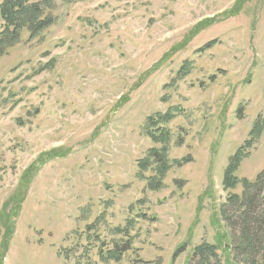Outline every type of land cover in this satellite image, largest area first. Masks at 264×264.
<instances>
[{
  "label": "rangeland",
  "instance_id": "374dc122",
  "mask_svg": "<svg viewBox=\"0 0 264 264\" xmlns=\"http://www.w3.org/2000/svg\"><path fill=\"white\" fill-rule=\"evenodd\" d=\"M236 1L55 0L54 24L22 30L0 56L2 264H197L202 243L221 264L224 245L237 264L262 260L264 227L258 249L234 246L245 197L264 219V189L224 184L240 147L239 179L264 169V130L246 144L264 120V0ZM168 110L169 139L155 141L147 119ZM164 145L155 190L139 161Z\"/></svg>",
  "mask_w": 264,
  "mask_h": 264
},
{
  "label": "trees",
  "instance_id": "16d2710c",
  "mask_svg": "<svg viewBox=\"0 0 264 264\" xmlns=\"http://www.w3.org/2000/svg\"><path fill=\"white\" fill-rule=\"evenodd\" d=\"M55 0H3L0 2V56L6 54L9 47L18 43L22 39V30L28 29L29 38L34 39L42 34L47 28L55 23V18L52 15L51 8H53ZM246 0H237L234 8L238 11L240 6ZM235 12V11H234ZM233 12V13H234ZM232 14V13H231ZM212 44L205 47H210ZM190 68V63L186 61L179 70V76L184 75ZM174 118L171 110H168L164 114H159L158 117L150 116L147 119V133L155 141L160 139L163 142H167L169 139V130L160 127L161 124L169 123ZM264 130V120H256L251 129V140L246 144L252 145L256 139H258ZM57 155V154H55ZM246 153L242 147L238 148L236 153L231 157L228 166L224 173V184L226 188L236 187L241 183L245 189V192L251 189H264V169L257 175L255 181H250L247 178L239 179L235 172L237 171L242 159L246 157ZM149 157H152L150 159ZM156 166H153V163ZM178 165L184 163L183 159L177 161ZM140 171H146L153 167L156 171L155 176L147 178L148 185L152 189H159L162 186V180L167 174V171L171 168V163L168 159L167 147L164 145L161 148H154L149 151V155L139 161ZM239 197L235 194L231 196V199L237 200ZM254 196L250 197L247 201V197L243 200L244 205H248L251 210L245 212L242 215L243 226L242 232L239 237H236L235 250L242 253H251L250 250H256L259 247V243L263 241L261 237L262 228L264 227V219H261L259 215L253 214L252 208L255 205ZM128 228V225L127 227ZM6 238L13 232V229L8 227ZM125 229H122L124 231ZM10 241V240H9ZM9 241L3 243V256L8 251ZM5 246V247H4ZM228 253L231 254L229 245H224ZM130 243L127 241L123 244H117L115 248L110 249L106 255L108 260L120 261L123 253L130 248ZM183 247L178 248L175 254H177ZM103 251V248H101ZM102 254H104L102 252ZM230 254L227 258V264H237L230 258ZM194 256L198 258L197 264H221L218 256L217 245L211 243H202L194 248ZM102 259L105 260L104 257ZM0 264H2V258H0ZM252 264H264V256L261 261H253Z\"/></svg>",
  "mask_w": 264,
  "mask_h": 264
}]
</instances>
